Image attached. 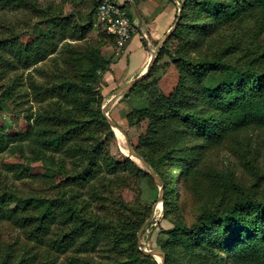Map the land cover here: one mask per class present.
Masks as SVG:
<instances>
[{
    "label": "rangeland",
    "instance_id": "1",
    "mask_svg": "<svg viewBox=\"0 0 264 264\" xmlns=\"http://www.w3.org/2000/svg\"><path fill=\"white\" fill-rule=\"evenodd\" d=\"M103 1L0 0V264H162L144 250L164 264H264L261 243L243 248L260 238L243 209L174 229L264 201V123L224 126L236 82L222 80L232 68L264 74V5L168 0L169 26L154 32L134 11L143 17V0H109L132 25L121 38ZM115 94L108 116L163 185L102 120ZM119 152L147 175L129 163L112 172Z\"/></svg>",
    "mask_w": 264,
    "mask_h": 264
},
{
    "label": "trees",
    "instance_id": "2",
    "mask_svg": "<svg viewBox=\"0 0 264 264\" xmlns=\"http://www.w3.org/2000/svg\"><path fill=\"white\" fill-rule=\"evenodd\" d=\"M261 4L264 5V0H258ZM221 62H213L212 64L219 66H224V64H220ZM226 68V67H225ZM233 72H228L225 75V78H222L223 81H234L236 84H230V92L225 97V104L227 109V115L225 118L224 126L237 128L239 126H243L246 123L256 122V123H264V74H259L254 70H240L238 68H232ZM239 75L244 80L245 78L252 79L251 83L248 86L239 85L237 83L238 79H235L236 76ZM234 77V78H232ZM261 79V81H257ZM136 84V83H135ZM233 89V90H232ZM102 120L105 121V117L102 116ZM95 148L93 147L89 152H87V158L92 161L95 157ZM112 156V155H111ZM142 158L150 163L146 156H142ZM111 162H113L112 172H115L118 168L122 167L123 164L129 163L135 171L142 175H147L146 171L136 165L131 158L126 156V154L119 152V156L115 157L112 156ZM159 176V175H158ZM163 181L162 177L159 176ZM239 209H243L249 212L250 216L244 221L243 228L246 231L250 226L247 224L249 221L254 223L256 227L258 235L260 238H250L247 240V246L243 248H248L251 253L255 252V245L261 243L264 246V201L253 198L247 197L243 199H239L231 204V206L223 213L213 211V212H205L202 213L198 221L190 224V225H181L176 224L174 225V229L179 231L180 233L184 234H193L198 228L203 227L204 220L212 215L221 221L227 220L229 221L234 214ZM48 216L47 211L42 212L41 217ZM71 216V215H70ZM69 216V217H70ZM144 220V217L138 222L140 223ZM72 236V233L68 231L67 235ZM139 255H136L138 260H143V258H151L150 256L142 254L138 250ZM264 260V250L261 251L259 256ZM142 264V263H140ZM153 264H157L153 260Z\"/></svg>",
    "mask_w": 264,
    "mask_h": 264
},
{
    "label": "crops",
    "instance_id": "3",
    "mask_svg": "<svg viewBox=\"0 0 264 264\" xmlns=\"http://www.w3.org/2000/svg\"><path fill=\"white\" fill-rule=\"evenodd\" d=\"M167 5L168 0H143L139 6L143 17L141 19L138 17V20L141 22V30L144 31L146 26L154 32L166 29L169 26L170 15L174 13L173 8H168ZM139 33L140 31H137L134 34L135 38L133 41L139 42ZM126 49L127 51H131L134 48L128 46Z\"/></svg>",
    "mask_w": 264,
    "mask_h": 264
},
{
    "label": "water",
    "instance_id": "4",
    "mask_svg": "<svg viewBox=\"0 0 264 264\" xmlns=\"http://www.w3.org/2000/svg\"><path fill=\"white\" fill-rule=\"evenodd\" d=\"M134 11L136 12V15H138V13H137V11H136V8H134ZM138 17H139V15H138ZM172 27H174V25L172 26ZM161 44V43H160ZM159 44V45H160ZM154 54H155V51H153L152 52V56H151V58H150V60H149V62H148V68H147V70H145V72H143L142 74H140L139 76H137L136 78H134L133 80H131L128 84H126L123 88H122V90H121V92L122 93H125V92H127L130 88H132L134 85H135V83L143 76V75H145L147 72H148V70L150 69V67H151V65H152V62H153V56H154ZM117 96H118V94H115L104 106H103V113H104V117L108 120V122L112 125V126H114L115 128H117L120 132H122L123 134H124V136H125V138H126V143H127V147H128V151H129V153L130 154H132V155H135V156H138L137 154H136V152L133 150V148H132V146L130 145V143H129V141H128V138L126 137V135H125V133H124V130L120 127V126H118L109 116H108V114H107V110L110 108V106H111V104L115 101V99L117 98ZM139 157V159L142 161V163L146 166V171L153 177V179L157 182V183H159V184H162L163 185V183H162V180H161V178L158 176V174H156V172L154 171V170H152L151 168H150V166H149V164H148V162H146L142 157H140V156H138ZM162 191V188H161V190H160V192ZM146 253H152V254H161L162 255V257H163V262H162V264H164V253L163 252H161L160 250H150V251H147V250H144Z\"/></svg>",
    "mask_w": 264,
    "mask_h": 264
},
{
    "label": "built area",
    "instance_id": "5",
    "mask_svg": "<svg viewBox=\"0 0 264 264\" xmlns=\"http://www.w3.org/2000/svg\"><path fill=\"white\" fill-rule=\"evenodd\" d=\"M99 14L108 21V30L116 33L121 38H127L132 30V25L127 17L119 14V8L112 4L109 0H104L98 6ZM115 16V18L111 17Z\"/></svg>",
    "mask_w": 264,
    "mask_h": 264
},
{
    "label": "bare ground",
    "instance_id": "6",
    "mask_svg": "<svg viewBox=\"0 0 264 264\" xmlns=\"http://www.w3.org/2000/svg\"><path fill=\"white\" fill-rule=\"evenodd\" d=\"M118 133V132H117ZM118 135H119V133H118ZM118 142H120V141H118ZM121 144V143H120ZM123 144V143H122ZM122 144H121V146H122Z\"/></svg>",
    "mask_w": 264,
    "mask_h": 264
}]
</instances>
